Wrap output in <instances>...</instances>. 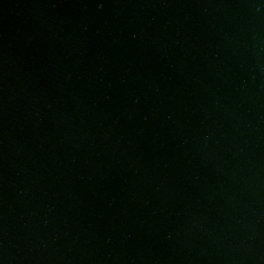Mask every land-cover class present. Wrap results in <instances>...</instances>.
Segmentation results:
<instances>
[{"label": "water", "instance_id": "95a60500", "mask_svg": "<svg viewBox=\"0 0 264 264\" xmlns=\"http://www.w3.org/2000/svg\"><path fill=\"white\" fill-rule=\"evenodd\" d=\"M0 264H264V0H0Z\"/></svg>", "mask_w": 264, "mask_h": 264}]
</instances>
